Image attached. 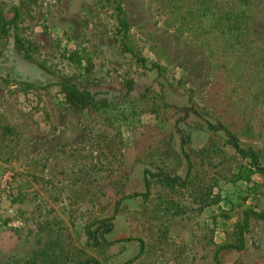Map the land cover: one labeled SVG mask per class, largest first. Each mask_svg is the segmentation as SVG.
I'll use <instances>...</instances> for the list:
<instances>
[{
	"label": "rangeland",
	"instance_id": "obj_1",
	"mask_svg": "<svg viewBox=\"0 0 264 264\" xmlns=\"http://www.w3.org/2000/svg\"><path fill=\"white\" fill-rule=\"evenodd\" d=\"M19 1L0 0V10ZM119 1L143 54L166 68L172 85L157 78L155 72L136 67L130 56L119 50L115 20L110 12L98 9L96 0H37L34 5L25 35L38 45V59L54 74L17 53L11 35L0 43V76L39 86L21 91L0 79V112L28 138L26 157L0 161V264H28L33 258L31 264H42L36 250L47 241L45 222L53 229L66 226L71 243L100 264H120L138 253V241L128 238L142 232L140 216L134 217V212H139L134 210L142 206L140 198L123 201L116 213L111 206L107 209L113 217L114 227L107 236L111 244L96 250L83 246L89 210L78 203L95 197L98 182L109 170H116L123 149L130 152L131 126L154 121L150 114L133 116L128 101L121 99L124 88L119 74L124 68L131 66L137 71L130 98L144 86L162 82L167 102L185 105L182 86H186L200 103L229 108L235 118L249 120L258 136L247 141L264 148V110L252 97L253 82L260 78L255 59L258 49H264V0ZM222 13L224 20H218ZM178 26L180 30H176ZM207 45L214 57H210ZM81 49L101 51L108 73L100 90L105 91L101 96L112 98L109 109L74 111L63 102L55 83L58 76L69 74L83 82L82 69L67 58L70 52ZM116 133L122 149L116 160H109L102 153L101 137ZM191 136L192 146L199 147L206 132L192 130ZM173 146L178 150L176 138ZM143 168L141 162L129 164L128 191L143 190ZM252 180L259 182L260 178L254 175ZM251 185L246 180L222 181L215 189L221 198L218 203L197 218L170 220L166 239L151 264H211L206 242L210 237L215 242L224 239L239 205L264 207V186L260 194ZM221 212L230 218L226 220ZM65 233L55 231L53 236L63 241ZM222 260L223 264H264V221L251 225L243 251L228 252Z\"/></svg>",
	"mask_w": 264,
	"mask_h": 264
},
{
	"label": "trees",
	"instance_id": "obj_2",
	"mask_svg": "<svg viewBox=\"0 0 264 264\" xmlns=\"http://www.w3.org/2000/svg\"><path fill=\"white\" fill-rule=\"evenodd\" d=\"M166 1L174 3L176 0ZM36 3L37 0H20L14 6L0 10V43L11 35L17 53L41 70L54 74L46 63L38 59V45L25 35L26 22L32 19V9ZM96 6L101 12H110L113 16L119 50L128 54L136 67L153 71L157 78L161 77L168 85H172L174 81L167 75L166 68L143 54L140 43L131 33V24L122 3L119 0H96ZM223 14L218 16V20H224ZM186 26L190 28L191 24ZM223 28L227 29L226 26ZM176 30H180L179 26ZM207 46L210 57H214L212 48ZM258 50L260 53L257 54L255 62L260 78L253 82L252 97L264 110V49ZM67 58L82 69L83 82H79L74 74L58 76L55 84L62 93L66 107L74 111L111 108L112 98L101 96L105 91L100 88L106 83L108 73L101 51L81 49L70 52ZM136 72L131 66L120 72L119 77L124 88L120 97L128 101L130 114H150L154 121H138V124L131 126V149L130 152L123 149L120 159L117 152L121 151L122 142L118 134H102V153L109 160L118 158L117 168L113 173L109 170L108 176L98 182V193L90 198L92 200L82 198L78 202L84 203L82 205L88 206L85 210H89L83 228V246L96 250L111 244L107 236L114 227L113 217L106 213L107 209L111 206L112 212L116 213L123 201L141 199L142 206L139 210H134L139 211L134 212V217L140 216L138 226L143 234L137 232L128 238L138 241L139 251L134 257L120 264H151L166 239L170 220L183 216L197 218L207 207L218 203L221 198L215 189L220 182L246 180L252 182V189L258 190L257 193L260 194L263 193L264 186V148L247 141L258 136L249 120L235 118L229 108L217 109L200 103L193 90L186 86H182L187 99L185 105L167 102L162 82L146 85L130 98L136 86ZM0 79L5 85L16 86V90L26 91L39 87L33 82L11 80L7 76H0ZM176 84L181 87L178 82ZM262 127L264 128V123ZM196 129L206 132V138L199 147L192 146L191 131ZM260 132L261 130L258 134ZM175 138L178 141V150L173 146ZM27 140L17 126L11 124L0 112V161L26 157ZM131 162L144 164L141 191L127 189ZM254 175L260 178L259 182L251 181ZM239 206L237 217L224 231V239L215 242L210 237L206 242L211 264H223V255L228 252L243 251L246 247V234L251 225L264 221V207L243 203ZM221 213L226 220L230 218L227 212ZM43 228L47 241L43 248L36 250L42 256V264H100L96 257L71 243L66 226L53 229L45 222ZM55 231H66L65 240L61 241L53 236ZM34 261L35 258L27 263ZM36 261L39 262L37 258Z\"/></svg>",
	"mask_w": 264,
	"mask_h": 264
}]
</instances>
